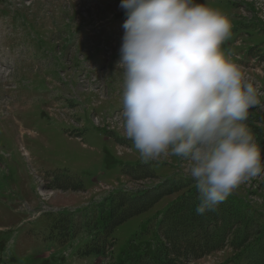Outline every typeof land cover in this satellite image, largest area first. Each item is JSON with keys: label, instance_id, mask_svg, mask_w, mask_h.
<instances>
[{"label": "rangeland", "instance_id": "1", "mask_svg": "<svg viewBox=\"0 0 264 264\" xmlns=\"http://www.w3.org/2000/svg\"><path fill=\"white\" fill-rule=\"evenodd\" d=\"M196 2L231 22L221 51L257 89L244 123L264 156V0ZM111 4L0 0V264H135L166 210L198 199L187 160L145 161L125 135L126 15ZM217 207L225 244L184 264H245L264 249V172Z\"/></svg>", "mask_w": 264, "mask_h": 264}, {"label": "clouds", "instance_id": "2", "mask_svg": "<svg viewBox=\"0 0 264 264\" xmlns=\"http://www.w3.org/2000/svg\"><path fill=\"white\" fill-rule=\"evenodd\" d=\"M123 127L145 161L179 156L204 214L245 180L264 156L244 121L260 101L221 45L231 22L196 0H121Z\"/></svg>", "mask_w": 264, "mask_h": 264}, {"label": "trees", "instance_id": "3", "mask_svg": "<svg viewBox=\"0 0 264 264\" xmlns=\"http://www.w3.org/2000/svg\"><path fill=\"white\" fill-rule=\"evenodd\" d=\"M146 192L149 191H145L142 196H146ZM184 197L187 199L191 197L194 202L189 203L184 200L177 204H172L166 210V213H164L163 224L160 226V239H158L157 248L153 252L144 248V251L140 253L135 264H184L192 260H200V258L207 254L223 247L226 236L228 235V228L226 225L228 222L224 223L222 226L218 225L219 223L215 220L216 210H212L213 212L208 211L204 214H197L195 209L199 202L197 201L198 199L189 194H186ZM133 200L139 201L140 198L138 196ZM118 205L121 207L122 203ZM217 208L218 207L215 209ZM227 212L228 211H226V213ZM131 215L130 211H127L126 214L119 216L120 219L122 218L120 222L124 220L125 217ZM105 223L106 221L104 224ZM114 224L116 225V223ZM241 232L243 235L245 230H241ZM248 241L249 238L243 242L247 245ZM242 246L243 245L240 247ZM249 252H253L251 256L248 254ZM249 252L246 253L249 262H245V264H263V247L260 249L257 248V251L253 250ZM141 257H144L147 260L144 262L141 260ZM239 257L240 255H237L234 259H229L226 263L224 262L221 264H238L235 261Z\"/></svg>", "mask_w": 264, "mask_h": 264}, {"label": "bare ground", "instance_id": "4", "mask_svg": "<svg viewBox=\"0 0 264 264\" xmlns=\"http://www.w3.org/2000/svg\"><path fill=\"white\" fill-rule=\"evenodd\" d=\"M3 82V81H2ZM4 83V82H3Z\"/></svg>", "mask_w": 264, "mask_h": 264}]
</instances>
